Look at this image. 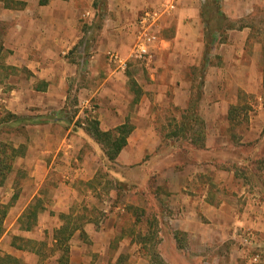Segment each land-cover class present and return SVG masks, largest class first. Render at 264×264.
Segmentation results:
<instances>
[{
    "label": "rangeland",
    "instance_id": "1",
    "mask_svg": "<svg viewBox=\"0 0 264 264\" xmlns=\"http://www.w3.org/2000/svg\"><path fill=\"white\" fill-rule=\"evenodd\" d=\"M186 1L158 0L148 7L176 4V10L158 32H153L158 40L149 58L131 57L136 43L134 29L111 33L110 29L115 27H107L108 12L99 11L82 15L81 43L67 55L81 69L80 77L70 89L74 93L70 94L69 118L80 110L74 107L79 108V97L82 92H88L89 86L91 92H108V95L91 98L95 110L91 113L81 103L85 119L81 117L79 121L91 123L92 128L98 120V109L107 108L112 109L113 119L117 116L122 122L129 121L135 129L142 124L153 126L159 137L152 145L131 141L126 151H122V159L107 164L102 161L105 148L88 141L81 151V160L77 154L73 159L74 162L79 159L75 164L83 167V157L91 152V176L94 172L96 175L90 183L75 178L74 173L67 175V180L53 176L44 186V196H50L48 200L61 183L69 184L73 179H77L75 187L85 188L82 197H87V190L91 189V207L86 213L91 214V222L96 221L91 230L105 232V242L100 244L104 254L102 264L209 262L199 258L187 262L175 255L170 246L161 247L158 232L163 227L160 225L173 227L170 209L159 201L161 196L167 197L171 180L162 178V173L173 166L182 168L199 162L230 166L241 179L257 180L264 185V5H256L252 13L245 11L238 19L232 17L229 0H195L191 18L186 19L201 16V22L184 31L186 23L178 26L176 14L188 13ZM98 3L97 10L103 9V1ZM145 9H139L130 19V27L138 22ZM110 53L126 60L127 67L111 63ZM98 57L107 60L111 73L116 72L112 80L106 81L107 72L99 76L91 70ZM2 105L0 102V108ZM11 128L0 127V142L26 136L22 126ZM29 180L20 170L14 186L21 187ZM2 200L0 197V218L5 213ZM95 245L91 244L93 249ZM163 250L170 255L171 262L162 256Z\"/></svg>",
    "mask_w": 264,
    "mask_h": 264
},
{
    "label": "crops",
    "instance_id": "2",
    "mask_svg": "<svg viewBox=\"0 0 264 264\" xmlns=\"http://www.w3.org/2000/svg\"><path fill=\"white\" fill-rule=\"evenodd\" d=\"M98 1L0 0V102L3 104L0 127L22 126L26 133L23 139L1 141L15 149L23 147V153L14 159L11 173L0 185L5 212L0 218V264H102L104 254H101L100 244L105 242V232L92 231L91 226H95L96 221L91 222V214L86 213L91 207V189L87 190V197H82L85 188L74 185L79 177L88 183L95 177L96 172L91 176V152L83 157V167L75 164L79 159L74 162L73 156L80 155L88 141L95 146L102 145L97 141L91 123L79 120L91 98L106 96L108 92H91L88 86V92H82L79 97V108L74 107L80 110L75 117L69 118L70 94L74 93L70 89L80 77L81 69L67 55L81 43L83 14L108 12L107 27H115L110 29L111 33L122 34L134 29L137 39L138 22L130 27V19L139 9L147 7L141 17L145 11L175 5L171 15L176 4L171 2L151 9L148 7L157 4L158 0H102L103 9L97 10ZM187 1L188 13L184 16L181 11L176 14L179 15L178 26L186 23L184 31H190L201 19L199 16V19L194 17L187 21L186 18H191L195 0ZM229 1L232 17L238 19L245 11L252 13L256 5H264V0ZM169 15L161 17L154 33ZM192 15L197 16L196 12ZM155 46L156 43L153 51ZM91 70L99 76L108 74L106 81L116 74L109 71L107 60L101 57L96 58ZM110 113L112 109H98L99 130L115 132L129 124L133 129L127 138V146L133 140L137 145L145 146L159 139L153 126L142 124L135 129L129 121L122 122L117 116L113 119ZM2 117L5 120H1ZM105 117L108 120H104ZM122 153L117 159H122ZM79 157L81 160V155ZM20 170L30 180L17 188L14 183ZM74 173L77 179L69 184L61 183L51 200H48L50 196H44V186L53 176L67 180V175ZM162 174V178L171 180L165 193L167 197L161 196L159 201L170 209L173 227L160 225L163 227L158 232L161 247L164 244L170 246L175 255L184 257L187 262L199 258L210 262L204 264H253L249 258L252 251L234 239L233 231L239 227L254 229L264 247V185L257 180L241 179L237 170L230 166L224 168L208 162L182 168L173 166ZM37 207L42 211L33 223L29 213ZM92 243H96L95 250ZM110 246L109 241L108 248ZM162 256L171 262L165 251ZM260 264H264V255Z\"/></svg>",
    "mask_w": 264,
    "mask_h": 264
},
{
    "label": "built area",
    "instance_id": "3",
    "mask_svg": "<svg viewBox=\"0 0 264 264\" xmlns=\"http://www.w3.org/2000/svg\"><path fill=\"white\" fill-rule=\"evenodd\" d=\"M175 9V5H165L160 10L145 11L138 20L137 39L132 50L131 57L138 59H146L152 56V47L158 40L153 33L154 27L157 25L161 17L169 15ZM109 61L117 64L121 68L127 67V61L116 53L109 54ZM90 113L94 110L91 103L86 107ZM234 239L238 240L247 250L252 251L249 254L250 261L253 264H260L263 260L264 247L261 238L254 229L239 227L233 231Z\"/></svg>",
    "mask_w": 264,
    "mask_h": 264
},
{
    "label": "trees",
    "instance_id": "4",
    "mask_svg": "<svg viewBox=\"0 0 264 264\" xmlns=\"http://www.w3.org/2000/svg\"><path fill=\"white\" fill-rule=\"evenodd\" d=\"M95 7H97V5ZM212 34H214V32L210 34V37H212ZM209 49L210 46H208V50ZM92 128L94 129L97 141L105 148L102 159L104 164L112 163L117 159L122 150L127 146V138L133 129L129 124H125L115 132L103 133L99 130L97 122L92 124ZM21 153H23V147L15 149L7 143H0V185L5 182L7 176L11 173L15 161L14 159ZM40 211L42 210L38 207L31 209V213H29L31 215H29V217L33 223L37 220ZM31 223L28 226L29 229L32 227Z\"/></svg>",
    "mask_w": 264,
    "mask_h": 264
}]
</instances>
